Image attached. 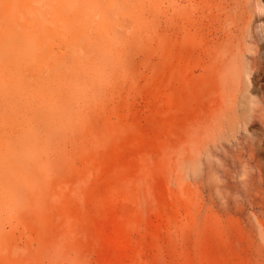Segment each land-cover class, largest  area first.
Segmentation results:
<instances>
[{"label": "rangeland", "instance_id": "obj_1", "mask_svg": "<svg viewBox=\"0 0 264 264\" xmlns=\"http://www.w3.org/2000/svg\"><path fill=\"white\" fill-rule=\"evenodd\" d=\"M263 108L264 0H0V264H264Z\"/></svg>", "mask_w": 264, "mask_h": 264}, {"label": "bare ground", "instance_id": "obj_2", "mask_svg": "<svg viewBox=\"0 0 264 264\" xmlns=\"http://www.w3.org/2000/svg\"><path fill=\"white\" fill-rule=\"evenodd\" d=\"M257 52V51H256ZM254 63H255V65H256V67H257V65H261L262 64V62H261V59H258V58H256L255 59V61H254ZM248 71V70H247ZM248 75H250V73L248 74ZM252 95H254V94H252ZM242 104V103H241ZM264 109V108H263ZM264 143V142H263ZM264 146V145H263Z\"/></svg>", "mask_w": 264, "mask_h": 264}]
</instances>
